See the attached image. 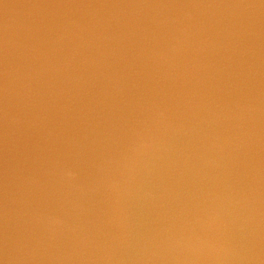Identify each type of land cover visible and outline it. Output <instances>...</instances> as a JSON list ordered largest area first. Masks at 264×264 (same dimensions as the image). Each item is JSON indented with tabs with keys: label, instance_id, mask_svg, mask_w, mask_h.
<instances>
[{
	"label": "water",
	"instance_id": "95a60500",
	"mask_svg": "<svg viewBox=\"0 0 264 264\" xmlns=\"http://www.w3.org/2000/svg\"><path fill=\"white\" fill-rule=\"evenodd\" d=\"M0 264H264V0H0Z\"/></svg>",
	"mask_w": 264,
	"mask_h": 264
}]
</instances>
